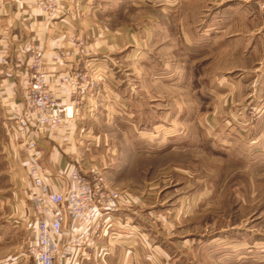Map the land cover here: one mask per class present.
<instances>
[{"label":"rangeland","instance_id":"rangeland-1","mask_svg":"<svg viewBox=\"0 0 264 264\" xmlns=\"http://www.w3.org/2000/svg\"><path fill=\"white\" fill-rule=\"evenodd\" d=\"M238 1L116 0L112 10L119 24L143 32L144 40L128 63L121 55L123 63L114 73L119 83L115 91H106L93 126L103 132L101 147L113 186L149 194L145 208L170 215L169 239L192 246L177 251L183 264H264V148L252 138L264 126L262 118L256 120L264 108L260 112L259 104L248 105L244 124L230 119L242 106L231 102L222 116L210 120L213 109L221 107L214 104L222 86L215 81L212 88L210 80L219 69L192 71L194 62L210 52L201 34L207 28L222 33L223 26L247 37L241 71L258 67L255 60L264 52L256 41L264 32V0H243L258 2L256 12ZM227 4L234 11L225 13ZM238 7L245 25L225 26L222 19L238 16ZM196 33L200 38L190 42ZM220 47L215 41L213 50ZM238 72L216 75L229 80L222 85L233 90ZM99 75L104 73L88 74ZM7 176L0 161V264H33L25 256L29 230L12 213L16 201Z\"/></svg>","mask_w":264,"mask_h":264},{"label":"crops","instance_id":"crops-1","mask_svg":"<svg viewBox=\"0 0 264 264\" xmlns=\"http://www.w3.org/2000/svg\"><path fill=\"white\" fill-rule=\"evenodd\" d=\"M41 1L0 0V161L13 186L12 196L16 204L12 213L23 220L26 231L32 221V198L37 192L33 178L27 170L32 159L53 175L61 171L68 172L74 167L80 168L86 174L97 169L104 173L109 184L113 186L107 175L105 153L101 147L100 137L103 132H96L98 128L93 126V121L100 117L96 113L98 106L104 104V98L109 95L107 92L115 91L113 87L119 83L114 73L117 64L123 63L121 55L124 54L123 59L126 57L127 62L144 40L143 32L129 27L127 22L119 24L112 15L116 0H58L63 5V13L51 19L41 8ZM238 2L247 6L248 10H260L256 1ZM226 6L228 7L225 13L235 9L232 5ZM241 9L237 8L238 16L231 18L228 14L222 19L225 26L230 23L245 25L244 17H240ZM251 12L249 19L254 14ZM257 20L261 21L260 18ZM224 28L223 26L222 33H214L212 29L207 28V32L201 34V37L205 35V41H209L206 49L210 52L208 51L206 58L194 62L192 71L198 74L200 70L209 72L216 66V69H219L212 73L210 80L213 83L212 88L216 86L215 81L222 86V93L217 91V95L221 97L214 104L221 107L213 109L209 114L210 120L214 121L222 116L224 105L235 102L242 106L232 112L230 119L245 124L248 105L259 104L260 112L264 108V52L262 57L259 56L255 60V66H258L256 69L244 68V71H241L244 66L241 58L246 55L247 37L240 33L231 34L229 28ZM75 38L83 41L84 55L78 52L80 45ZM199 38L196 33L193 39L189 40L191 42ZM215 41L221 43L216 52L213 50ZM256 41H259V47L264 45V32L258 34ZM36 47L45 52L43 71L50 81V88L55 97L62 104H68L76 98L70 84L62 82L65 76L75 73H104V76L97 77L96 90L84 98L72 120L43 128L39 133L37 149L29 150L13 124L16 113L26 105L25 93L32 78L29 56ZM257 48L258 43L255 45V49ZM63 51L74 53L60 61L53 59L55 53ZM3 57H7L8 63L2 62ZM231 57L234 58L232 62ZM235 70L239 71L241 76L232 80L234 89L231 90L229 84L222 85L230 82L219 78V73L224 76ZM127 93L125 88L122 98H126ZM259 118L264 121V114L257 116L256 120ZM252 138L254 143L260 142L261 148H264V126L256 128ZM228 142L230 143V140ZM51 181V188L58 189L53 179ZM119 190L122 193L119 207L106 218L103 222L104 228L96 234L95 247L91 250L93 257L87 260L82 251L72 245L76 235L87 229V225L75 224L73 230L65 234L60 241L64 253L63 262L183 264L179 261L180 253L177 251L185 244L169 239L173 235L174 227L170 215L157 209L145 208L148 206L145 202L149 201V194L142 196L128 189ZM123 223H127L131 230L122 228ZM182 247L192 250V246Z\"/></svg>","mask_w":264,"mask_h":264},{"label":"built area","instance_id":"built-area-1","mask_svg":"<svg viewBox=\"0 0 264 264\" xmlns=\"http://www.w3.org/2000/svg\"><path fill=\"white\" fill-rule=\"evenodd\" d=\"M40 6L50 19L63 13V5L58 0H42ZM75 39L80 45L78 52L84 55L83 41ZM73 53L57 52L53 59L60 61ZM29 58L32 78L25 93L26 105L16 113L13 125L26 147L35 150L40 131L47 126H58L72 120L84 98L96 90L98 81L85 73L65 76L62 82L70 84L76 98L68 104H62L55 97L43 71L44 50L34 48ZM2 62L8 63L7 57H3ZM27 170L37 192L32 198L30 240L25 256L32 259L33 264H65L62 260L64 253L60 245L61 238L72 231L75 224H81L87 225V229L76 235L72 245L82 251L84 258L90 260L93 257L91 250L96 243L95 236L104 228L106 218L119 207L121 191L111 186L104 173L97 169L86 174L74 167L68 172L61 171L53 175L32 159ZM52 179L58 189L51 188ZM122 228L131 230L127 223H123ZM141 237L146 242L142 234Z\"/></svg>","mask_w":264,"mask_h":264}]
</instances>
